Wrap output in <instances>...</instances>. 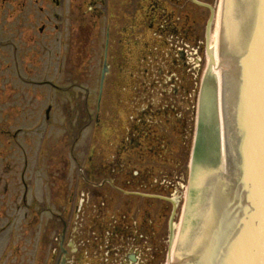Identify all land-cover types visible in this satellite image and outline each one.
<instances>
[{"label":"flooded vegetation","instance_id":"flooded-vegetation-1","mask_svg":"<svg viewBox=\"0 0 264 264\" xmlns=\"http://www.w3.org/2000/svg\"><path fill=\"white\" fill-rule=\"evenodd\" d=\"M200 1L208 3L210 0ZM65 2L66 0H0V50L3 52V48H9L11 51V61L8 64L3 60L4 55L0 57V73H9L6 75V82L3 77L0 79V107L3 106L5 116L0 123V135L6 136L5 144H0V147L4 151L8 146L17 144L18 136L24 132L17 129L10 134L6 127V116L13 114L18 119L21 100L30 104L27 110H33L30 91L26 87V95L21 99V91L14 84L18 80L23 85L35 84L31 79L33 63L22 60L20 54L37 44L35 37L45 35V23L52 19V11L49 10L51 5L63 9ZM71 2V16L66 10L60 16L54 15L55 19L63 20V23L55 25L58 33H65L68 25L72 29L74 22L78 24V32L86 26L94 31H105L100 87L96 96L99 102L94 103L96 105L92 110L96 119L101 115L106 119L103 124L96 123L94 133H102L101 152L96 160L94 156L89 158V169L94 172V169L97 170L96 166L100 165L108 173L102 183L98 184L100 187L91 192L88 203L83 198V188L80 187L85 183H94L84 178H80L78 183L74 177L75 181L72 179L69 183L62 171L60 176H50L57 187H50L45 179L42 182L48 186L41 189L27 188L28 179L26 181L24 171L21 176L14 178V184L20 182L21 189H24L20 191L14 187L16 193L7 196L5 202L2 199L4 194L0 193L1 203L11 207L10 213L1 212L0 218L6 221L4 229L6 227L9 230L7 233L14 234L13 239L4 246L6 252L0 264L7 260L5 258L8 254L5 264H16L11 256L13 253L10 254L16 250L18 252L15 257H28L30 264H68L69 255L73 256V263L85 264L83 260L86 255L100 258L101 253L105 254V261L106 255L111 257V261L117 256L121 259V264H161L159 260L166 242V229L169 231L167 223L175 208L171 202L175 200L166 196L163 188H169L168 194L177 190L179 173H163L159 166H163L165 161L173 160L167 150L173 147L172 143L176 140L174 137L177 136L176 127L179 129L180 123H175L171 116L180 122V116L193 115L191 107L195 105V97L190 79L187 78L193 69L189 54L198 47L196 44L206 30L210 11L195 4L193 0ZM37 4L45 6L39 8L43 14L40 27L36 26L37 14L34 12ZM20 39L23 44L18 47ZM91 45L87 51L92 49L93 58L97 59L98 42ZM82 50L83 47L77 51V55L81 56ZM94 59L66 61L63 65L60 63L61 94L63 74L66 83H73L68 91L76 89L75 93L78 95L86 89L84 84L97 80L99 65ZM11 68L14 69V76ZM103 72L105 78L100 93ZM39 83L55 88V84L47 80ZM165 86H170L173 91L166 92ZM61 111L63 115V99ZM73 114L89 116L92 112L86 107V103H82V107L74 108ZM161 119L167 123L163 124ZM169 120L172 122L168 123ZM77 130L72 131L77 132L80 137L82 126ZM26 135L28 133L24 134L22 140ZM170 137L173 138L169 139ZM165 139H169L166 140V146ZM117 143L120 144L119 149H122L125 159L138 154L139 165L134 166L132 172L131 165L121 166V162L115 167L104 165L106 161L103 159L110 155ZM71 151L73 152V147ZM26 158L28 157H25V161ZM51 158L50 156L49 159ZM74 159L78 163L75 157ZM174 167L178 170L180 165ZM139 168L142 170L137 171ZM120 178L124 181L123 185L117 183ZM159 180L165 181V184L162 185ZM106 184L108 187H104ZM158 195H163L165 199H159ZM71 214H75L76 220H70ZM19 220L21 223L18 226L16 221ZM16 226L18 229L12 231ZM24 241L29 242L28 253L21 251L25 246ZM77 241L82 242L80 248L75 245ZM125 241L140 244L139 247L144 251L126 253L127 246L116 244ZM153 247H159V250L150 256L148 252Z\"/></svg>","mask_w":264,"mask_h":264},{"label":"rangeland","instance_id":"rangeland-1","mask_svg":"<svg viewBox=\"0 0 264 264\" xmlns=\"http://www.w3.org/2000/svg\"><path fill=\"white\" fill-rule=\"evenodd\" d=\"M220 0H210L208 3L213 7L216 11L219 6ZM40 7H45L42 4H37L35 6L34 12L37 14L36 26L40 27L42 25L43 14L40 11ZM49 10L52 11V19L48 23H45V35L41 37H35V41L37 44L31 45L29 51L23 50L20 54V58L26 62L33 63V72L31 74V79L35 82L33 85H23L20 80L14 82L15 86L19 88L21 91L20 98L25 97L27 89L30 91L31 96L29 98H33L31 107L33 110H27L26 108L30 105L27 102L20 101V113L18 119H15V115L9 114L6 116V127L10 134L15 133L17 129H21L23 132L24 129L26 131L29 130L26 138L22 140L26 131L21 133L18 136V140L21 141L17 144H13L8 146L4 151L0 147V193H3L4 196L2 199H6L7 196L16 193L15 189H21L22 183L18 182L16 185L14 184V178L24 174H26V181L29 186L28 189H41L42 187L47 188V184H43V180H47L49 182L50 187H57L55 183H53V179L50 177L51 175H61L63 170V177L66 176V179L69 180V183L72 181L74 177H76V182L80 183L81 179L84 178L87 181H90L94 184V189L91 185H86L83 190L89 194L91 191H96V188H99L98 184H101L104 178L106 177V171L103 168H100V165L96 166V171H90V159L91 157H100L101 152V141L102 133L96 134L94 131L96 130V123L99 125L104 123L106 117L101 115L97 119L94 116L93 108L96 104L95 102H99V99L96 100L97 93L99 92L100 87V72L102 69V44L105 43V31L104 29L101 31H94L90 29V27L86 26L81 29L80 32L77 30L78 24L74 22L72 29L68 25L65 33H58L55 29V25L58 23H63V20L55 19L54 15H61L65 13V10L69 16L73 13V5L71 0H66L64 8L58 9L51 5ZM82 16V14H81ZM82 18V17H81ZM208 18V17H207ZM80 19V18H79ZM99 24V23H98ZM97 24V26H98ZM207 24V23H206ZM215 22L213 19V24L210 28L209 38L206 40V30H204V34L200 36V42H197V46L195 51H191L189 54V62L193 69H191L190 74L187 75V78L190 79L191 88L193 89V95L195 97V105L191 109L193 110V115H183L178 118L180 122L176 121V118L171 116L172 120L175 123H180L179 129L176 127V140L172 143V148H168L167 154L173 159L171 162H166L159 166L161 172H176L179 173L177 190L170 191V194L167 192L169 188L164 187L163 192L166 196L174 198L176 202L179 204L184 203V195L187 191L188 186V154L194 145L195 137L199 132V125L202 124V117L199 118V108L200 106H205V104L200 105V94L203 88V80L208 74L213 72V68L209 63V54L207 51L208 45L210 44V35H212L215 31ZM98 32V33H97ZM38 33V32H37ZM97 33V34H96ZM96 34V35H95ZM151 35L150 33H148ZM98 36V38H97ZM97 38L95 41H93ZM212 38V37H211ZM98 42V58L94 59L92 55V49L87 51V48L92 47V43ZM23 44L22 39H20L18 47ZM83 47V52L81 56L77 55V51L81 50ZM175 53H173L174 55ZM4 55L3 60L5 64H8L11 61V51L9 48H3V52L0 50V57ZM8 55V56H7ZM92 60L94 59L98 68V77L97 80L92 83L84 84L86 88L79 95L75 93L76 89L73 92L68 91L70 86L73 85L71 82L65 81L63 74V94L60 92L61 80H60V70L63 63L66 61H74L77 62L80 60ZM60 63H62L61 66ZM12 71V75L14 76V69H10ZM8 71L0 73V79L3 77V81L6 82L8 80ZM43 80L50 81L55 84V88L47 85H42L39 82ZM165 81V79H164ZM27 87V89H26ZM165 91L171 93L173 88L170 86L164 87ZM1 96V95H0ZM63 99V115L61 111V100ZM82 103H86V107L92 112L89 116H75L74 108L82 107ZM174 103V102H173ZM48 106L52 107V111L50 113L51 121L49 123L53 124V126L48 125L45 117V111ZM3 107V106H2ZM0 107V123L3 118H5L3 114V108ZM190 109V108H188ZM181 110V109H180ZM27 113V115H26ZM199 119H201L199 124ZM162 120V119H161ZM163 124L167 123L164 119L162 120ZM172 121L169 120L168 123ZM82 126V130L79 131L80 137H75V132H70L71 129H79ZM179 131V132H178ZM173 137H170L171 139ZM76 139V142H75ZM164 145L166 146V140ZM6 136L2 137L0 135V144H5ZM74 145L73 153L71 152V148ZM120 144L117 143L116 148L113 149L108 157L103 159L106 161L104 165L115 167L117 163L119 165H131V172L134 170V165L138 166L139 157L138 154H135L134 157L130 159H125L122 156V149H119ZM94 147V148H93ZM91 150V152H90ZM119 151V152H118ZM52 153V154H51ZM52 157L49 159V157ZM73 156L79 161V167L74 163ZM1 157H3L1 159ZM25 157L26 161H25ZM25 162L27 164H25ZM97 162V161H96ZM175 165H180L178 170L174 167ZM120 168V167H119ZM142 170L139 168L137 171ZM97 172V174H95ZM67 173V175H66ZM65 179V180H66ZM80 179V181H79ZM75 181V179H73ZM164 185L165 181L159 180ZM32 184V186H31ZM15 187V189H14ZM104 187H108L107 184ZM162 193V194H164ZM173 196V197H172ZM1 199V198H0ZM5 202V200H4ZM1 203L0 200V213L11 212V207L8 208V205L5 203ZM9 210V211H8ZM180 215L175 221V225L173 227L174 234H176L175 226L180 221ZM21 220L16 221V225H20ZM6 224L5 219L0 218V262L2 261V256L6 252L4 246L13 239L14 234L12 232L7 233L9 230L4 229V225ZM4 231V233H3ZM169 231L166 229V236ZM120 242L116 243L119 246H127V252L131 253L132 248L134 249L133 243ZM167 241L164 243V248L161 252V258L159 262L165 263L167 261V247L169 244ZM170 243V239H169ZM29 242L25 243V246L21 248L22 253L27 252V246ZM16 245V244H15ZM75 245H78L79 248L82 246V242L77 241ZM57 246H59L57 244ZM48 247V246H47ZM17 249L16 247H14ZM144 251L143 248L139 247L133 251L135 252ZM18 250L11 251V256L15 259L16 264H30V260H25L23 257H18L15 253ZM105 254L101 253L100 258H96L93 255H86L83 260L85 264H121V259L117 256H114V260L111 261V257L106 255V260L103 258ZM12 258V259H13ZM8 260V259H7ZM4 261L3 264L6 263ZM69 262L68 264H76L72 261L74 260L73 256H68Z\"/></svg>","mask_w":264,"mask_h":264},{"label":"water","instance_id":"water-1","mask_svg":"<svg viewBox=\"0 0 264 264\" xmlns=\"http://www.w3.org/2000/svg\"><path fill=\"white\" fill-rule=\"evenodd\" d=\"M217 52L224 67L208 74L191 217L173 264H264V0H222Z\"/></svg>","mask_w":264,"mask_h":264},{"label":"bare ground","instance_id":"bare-ground-1","mask_svg":"<svg viewBox=\"0 0 264 264\" xmlns=\"http://www.w3.org/2000/svg\"><path fill=\"white\" fill-rule=\"evenodd\" d=\"M221 4H222V0H220L219 6L217 7V9L215 11L214 22H215L216 28H215L214 33L212 35H210V44L208 45V48H207V51L209 54L208 56H209V60H210L209 63L211 64V66L213 68L212 73L223 71L222 70L223 64H222V61L220 60V52H217L218 44H219V40H220V31H221V19H222V6H221ZM212 24H213V21H210L211 26H212ZM93 47H95V46H93ZM225 69H228V67H225ZM167 76H170V74H168ZM207 81H208V76H206L203 80V88H205V89H207ZM202 97H203V104H205L206 90H205V95L203 94ZM200 116H201V112L199 113V118H200ZM202 123H203V120H202ZM199 124H200V119H199ZM201 132H202V124H201V126L199 128V132L195 138L196 145L192 146V148L188 154L189 182H188L186 194L184 195L186 201L188 200V203L186 206L185 214L180 215V222L177 223L175 226L176 234H175V237L172 239V259L170 258L169 264L171 263V261L174 262V260L176 259L175 254L178 250L179 244L181 243V239L183 238L184 227H183V223L182 224H180V223L183 221H186L187 219H189L191 217V215L188 213L192 210V206H193L195 182H196V174H197V165H198V157H199V148H200V140H201ZM157 197L161 200L165 199L163 197V195H158ZM186 201H185V203H186ZM171 202L174 203L173 204L174 206L179 205V203L176 201H171ZM178 216H179V214L176 211H173L171 213V220L167 223V225H171V221H176ZM168 218H169V215H168ZM162 228H165V227L162 226ZM17 229H18V226L14 227L12 229V231H15ZM16 240H17V237H16L15 241ZM27 242L28 241H24V244ZM133 246H135V248L134 249L132 248V250H131L132 252L135 249L139 248L140 244L134 242ZM30 249H33V247H30ZM158 250H159V247L158 248L153 247L149 250L148 253L150 256H152ZM8 255L6 256L5 259H8ZM25 260H28V257H26ZM30 263H31V260H30Z\"/></svg>","mask_w":264,"mask_h":264},{"label":"snow or ice","instance_id":"snow-or-ice-1","mask_svg":"<svg viewBox=\"0 0 264 264\" xmlns=\"http://www.w3.org/2000/svg\"><path fill=\"white\" fill-rule=\"evenodd\" d=\"M260 195L261 198L264 199V178H262L260 182ZM261 241V252L264 254V226L261 227Z\"/></svg>","mask_w":264,"mask_h":264},{"label":"trees","instance_id":"trees-1","mask_svg":"<svg viewBox=\"0 0 264 264\" xmlns=\"http://www.w3.org/2000/svg\"><path fill=\"white\" fill-rule=\"evenodd\" d=\"M155 43H156V42H155ZM155 43H154V44H155Z\"/></svg>","mask_w":264,"mask_h":264}]
</instances>
